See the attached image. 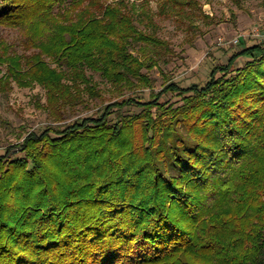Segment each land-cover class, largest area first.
<instances>
[{
	"label": "trees",
	"instance_id": "trees-1",
	"mask_svg": "<svg viewBox=\"0 0 264 264\" xmlns=\"http://www.w3.org/2000/svg\"><path fill=\"white\" fill-rule=\"evenodd\" d=\"M137 1L0 0V93L39 85L54 120L0 154V264H264V44L155 92V18L200 6ZM89 72L119 97L66 123Z\"/></svg>",
	"mask_w": 264,
	"mask_h": 264
},
{
	"label": "rangeland",
	"instance_id": "rangeland-1",
	"mask_svg": "<svg viewBox=\"0 0 264 264\" xmlns=\"http://www.w3.org/2000/svg\"><path fill=\"white\" fill-rule=\"evenodd\" d=\"M127 1L142 4V1ZM197 1L200 10L195 9L191 20H186L179 28L174 19L155 18L159 26L158 36L169 43L171 50L164 54L153 69H143L155 92H159L169 80L183 86L203 84L214 65L227 63L230 56L243 48L244 44H257L256 40L249 37L242 38L244 44L231 45V40L238 35H248L254 28L264 29V0H243L239 6L234 0ZM150 9L157 12L156 0H150ZM0 38L14 44L18 52L22 53L17 32L0 27ZM246 61L239 59L234 67H243ZM89 74L98 83L103 97L89 99V109L79 106L75 112L68 110L66 123L86 116L119 97V93L99 74ZM45 104V90L39 85L22 88L13 83L9 93H0V154L6 147L18 143L23 133L38 131L54 121L48 111L40 107Z\"/></svg>",
	"mask_w": 264,
	"mask_h": 264
},
{
	"label": "built area",
	"instance_id": "built-area-1",
	"mask_svg": "<svg viewBox=\"0 0 264 264\" xmlns=\"http://www.w3.org/2000/svg\"><path fill=\"white\" fill-rule=\"evenodd\" d=\"M244 37L257 39L260 43L264 44V29L254 28L248 35H238L230 41V44L237 45Z\"/></svg>",
	"mask_w": 264,
	"mask_h": 264
}]
</instances>
